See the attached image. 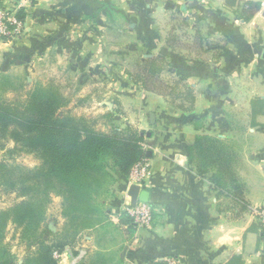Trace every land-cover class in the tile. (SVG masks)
<instances>
[{
  "label": "crops",
  "instance_id": "1",
  "mask_svg": "<svg viewBox=\"0 0 264 264\" xmlns=\"http://www.w3.org/2000/svg\"><path fill=\"white\" fill-rule=\"evenodd\" d=\"M112 1L37 0L23 13L25 30L22 37L14 43L0 38V67L42 60L55 77L60 65H65V72L68 65L74 63L73 70L87 71L88 77H94V71L88 67L104 60L102 56L97 62L91 61L102 50L99 30L90 17L104 14ZM228 1L178 0L184 4L183 11L193 24L200 22L210 40L221 42L220 61L215 73L207 75L211 79L207 89H217L216 77L227 81L233 76L244 78L245 72L254 81L249 102L252 109V122L248 127L251 133L249 150H244L243 136L228 135L233 123L226 116L225 122L219 125L224 129L216 135L211 132L210 122H202L200 129L195 122H137L141 130L151 133L143 143H150L146 151H151V154L148 155L150 172L142 189L149 192V201L156 207L154 221L147 228L132 227L126 221L124 212L130 203L128 190L132 183L127 176L118 174L105 199L107 225L83 233L76 245H67L74 250L80 245L88 248L81 262L92 264L95 253L101 251L110 253L121 264H152L165 261L172 255L177 256L181 264H264V226L256 221L251 211L252 207L264 203V0H236V5ZM246 1H256L261 5L248 22L240 19L236 12L238 6ZM15 2L0 0V8H10ZM169 3L165 0H137L135 9L140 11L145 5L147 10L157 11ZM146 31H141L142 40L147 36ZM158 39L152 41L158 43L161 41ZM162 41L161 54L171 56V61L176 64L185 62L170 52L165 38ZM209 44L211 47L217 43L210 41ZM197 66L204 69V66ZM211 68L205 67L209 71ZM144 92L137 98L143 109L159 101ZM202 96L204 98L206 94ZM103 103L108 111L114 110V103ZM132 123L124 122L125 126ZM198 134L217 136L226 144L229 141L235 143L236 160L240 159L235 170L240 182L246 185L240 199H233L215 189L210 175L199 173L197 167L189 162L188 147ZM104 232L115 234V239L109 236L111 241L107 249L97 242ZM17 250L19 253L18 247Z\"/></svg>",
  "mask_w": 264,
  "mask_h": 264
},
{
  "label": "trees",
  "instance_id": "2",
  "mask_svg": "<svg viewBox=\"0 0 264 264\" xmlns=\"http://www.w3.org/2000/svg\"><path fill=\"white\" fill-rule=\"evenodd\" d=\"M228 2L236 5V0ZM260 8L259 2L246 1L236 9L237 16L248 22ZM174 38L173 34L167 38V45L173 48ZM139 66L133 79L143 89L169 98L184 112L194 108L196 97L189 84H170L161 78L169 66L166 57L144 58ZM23 87L15 86L14 76L0 68V152L7 156L0 159V188L20 198L0 210V264H57L54 249L74 246L83 233L107 225L105 199L118 174L128 177L133 166L148 157L143 145L146 138L143 131L131 125L104 131L92 118L61 114L70 100L54 83L35 84L24 96L5 98V93ZM201 123L195 125L200 129ZM9 142L13 147H8ZM21 154H33L40 164L29 168L15 162ZM188 159L199 173L210 175L215 189L233 199L241 198L244 189L229 144L217 136L198 134L188 147ZM53 196L62 199L64 224L58 232L59 240L50 243L44 238L42 224ZM124 218L131 223L127 215ZM10 223L17 226L28 248L23 260L16 258L6 242ZM91 263L121 264L101 251L95 253Z\"/></svg>",
  "mask_w": 264,
  "mask_h": 264
},
{
  "label": "rangeland",
  "instance_id": "3",
  "mask_svg": "<svg viewBox=\"0 0 264 264\" xmlns=\"http://www.w3.org/2000/svg\"><path fill=\"white\" fill-rule=\"evenodd\" d=\"M165 2L174 3L176 7L169 5L155 11L147 10L145 5H142L141 10L137 11L135 9L137 0L112 1V4L106 7V12L109 10L107 14L105 12L100 16L90 17L95 28L99 30V42L102 50L98 56L91 55L94 56L91 61L97 62L102 56L104 60L100 64L88 67L94 71V73H90V75L93 73L94 77H88L87 71L80 73L73 70L74 63L69 64V68L65 72V65L63 67L60 65V69L55 71L57 73L55 77L49 72L48 64L42 60L18 64L3 69L14 76L15 86L23 85L24 87L17 92L5 93V98L12 99L17 96H24L35 84L54 83L59 85V88L70 100L69 105L61 110V114L71 113L92 118L96 120L98 129L104 131H110L115 127L124 128L126 127L124 122H133L131 126L141 130L136 123L152 122L150 116L155 114L154 122H210L211 132L216 135L224 129L219 125L220 122H225L226 116L229 122L233 123L228 135L236 137L239 134V137L243 136L241 142H245L244 150H249L251 144L248 142L251 141L249 138L251 133L248 127L252 122V109L249 102L254 81L250 78L249 73L245 72L244 78L233 76L227 81L216 77L214 83L217 85V89H207L211 84L209 82L211 79L207 78V75L210 72L215 73L216 65L220 61L221 47L219 45L221 42L216 39L210 40L200 22L193 24L191 19H188L186 12L183 11L184 4L179 3L178 0H165ZM144 29H147V36L142 40L141 38L144 36H141V31ZM172 34L176 38H174L176 46H174L175 48L167 46L171 53L179 55L185 62L176 64L171 61V56L161 54L162 39L165 38L167 44V38ZM157 37L161 40L160 42L152 41ZM210 41L217 44L210 47ZM201 43L203 47H200ZM205 48H208V51ZM157 55L164 56L169 61V66L161 74V78L165 82L173 84L179 81L187 83L193 88L196 102L192 110L186 112L180 110L169 98L146 91L141 84L133 79V75L140 69L139 63L142 59ZM216 55L218 56L217 60H215ZM197 65L204 66V69L200 70ZM206 66L212 67L211 71L205 69ZM56 67L58 66L56 65ZM103 67H106V70ZM142 90L148 96L159 101L153 102L143 109L139 104L141 102L137 100L139 96H143ZM224 90H226L225 94L222 93ZM202 94H206V97H200ZM103 101L114 103V110L108 111L107 105ZM239 125L240 127H238ZM141 131L147 138L148 132ZM147 144L150 145L149 142ZM13 145V142L8 143V147H13ZM229 146L234 151L237 149L234 142L229 141ZM3 157L7 156L2 151L0 152V159ZM239 160L235 161V167ZM15 162L29 168L40 164V161L33 154L16 156ZM242 188H246L243 182ZM18 201L20 198L15 193H6L0 188V210L6 209ZM61 210L62 199L53 196L48 206L46 220L42 224L44 238L47 242L52 243L59 240L58 232L64 224ZM102 235H99L97 242L100 243V247L106 246L107 249L110 245L109 240L111 241L109 236L115 239V234L109 235V233L104 232ZM17 238L18 242L16 241ZM6 242L10 244L16 258L23 260L26 257L28 248L22 242L16 225L8 224Z\"/></svg>",
  "mask_w": 264,
  "mask_h": 264
},
{
  "label": "built area",
  "instance_id": "4",
  "mask_svg": "<svg viewBox=\"0 0 264 264\" xmlns=\"http://www.w3.org/2000/svg\"><path fill=\"white\" fill-rule=\"evenodd\" d=\"M37 2V0H16L15 5L10 8H0V38L8 43L18 41L25 30L23 13L25 9ZM144 145V144H143ZM147 149L148 145H144ZM150 172L149 157L142 158L137 162L128 176L132 184L143 185ZM252 214L256 221L264 226V203L252 207ZM156 207L150 201H139L135 206L130 203L125 207L124 214L127 215L131 223L138 228L150 227L154 221ZM86 246H78L77 249H71L65 246L63 249H54L53 257L58 264H79L87 255ZM167 264H181L177 256H168L165 259Z\"/></svg>",
  "mask_w": 264,
  "mask_h": 264
},
{
  "label": "water",
  "instance_id": "5",
  "mask_svg": "<svg viewBox=\"0 0 264 264\" xmlns=\"http://www.w3.org/2000/svg\"><path fill=\"white\" fill-rule=\"evenodd\" d=\"M168 5H172L169 3ZM151 121L154 123L155 121V114H151ZM151 133L148 132L147 136H150ZM148 155L151 154V151H148ZM128 195L130 196V204L132 206H135L137 202L143 201V202H148L149 201V192L147 190L142 189L141 185L138 184H131L128 190Z\"/></svg>",
  "mask_w": 264,
  "mask_h": 264
}]
</instances>
